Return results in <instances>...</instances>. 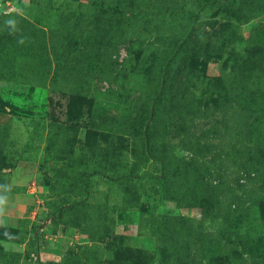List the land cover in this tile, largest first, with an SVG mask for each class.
<instances>
[{
	"label": "rangeland",
	"instance_id": "rangeland-1",
	"mask_svg": "<svg viewBox=\"0 0 264 264\" xmlns=\"http://www.w3.org/2000/svg\"><path fill=\"white\" fill-rule=\"evenodd\" d=\"M199 2L0 0V264H264V0Z\"/></svg>",
	"mask_w": 264,
	"mask_h": 264
},
{
	"label": "trees",
	"instance_id": "trees-1",
	"mask_svg": "<svg viewBox=\"0 0 264 264\" xmlns=\"http://www.w3.org/2000/svg\"><path fill=\"white\" fill-rule=\"evenodd\" d=\"M220 1L222 0H200L199 2L200 9L209 5H217ZM104 8H105L104 5L99 6V9L103 10ZM108 9H110V11L114 13H119V9L117 6L108 7ZM181 15H184L186 18H190L192 16L191 14H187V13H181ZM250 79H252L251 83H255L258 86H260V83L263 80V78H261L258 74H251L250 72L242 73L240 75V78L238 79V82L241 85L239 88L240 95L243 96L245 99H247L248 102L250 97L248 90V83H250ZM254 79L256 82H254ZM256 96L261 97L262 100L253 98L252 100L253 104H251V108L252 110L257 112L258 114L257 118L259 119V121L262 122L264 121V95L260 96L259 94H257ZM258 125L259 123L253 127L252 133L255 136L254 140H256L257 142L261 143L264 146V139H260L262 137L263 127L261 126L262 130L260 133L259 128L257 127ZM155 179L159 181V185L161 186L162 179L158 176L155 177ZM257 223L258 222L256 221V219L253 217L252 218L247 217L245 219L242 217L237 218L235 222L236 238L242 243L245 242V240L247 241L246 244L250 253L252 254L261 253L264 255V234L262 230H260ZM237 228L238 229L242 228L243 231H239ZM149 264H152V262H150Z\"/></svg>",
	"mask_w": 264,
	"mask_h": 264
}]
</instances>
